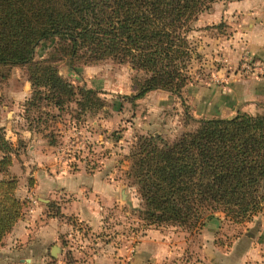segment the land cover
I'll use <instances>...</instances> for the list:
<instances>
[{"label": "trees", "instance_id": "16d2710c", "mask_svg": "<svg viewBox=\"0 0 264 264\" xmlns=\"http://www.w3.org/2000/svg\"><path fill=\"white\" fill-rule=\"evenodd\" d=\"M214 1L0 0V66L6 72L10 66L23 68L30 88L21 104L26 128L55 119L44 106L59 112L73 100L80 113L103 105L100 91L74 86L58 72L60 59L69 67L106 58L128 63L136 73L132 91L122 96L130 102L153 89L181 98L189 63L199 57L188 33ZM51 36L55 43L48 54L33 59L38 41ZM181 103L185 121L195 122L192 128L171 139L159 132L135 135L127 154L126 176L140 198L138 217L192 227L215 210L233 221L255 211L264 214V104L255 113L195 118ZM31 109L35 117H29ZM42 136L47 144L56 143L52 130ZM21 144L17 139L12 146L0 128V240L26 205L15 192L16 175L8 174Z\"/></svg>", "mask_w": 264, "mask_h": 264}, {"label": "rangeland", "instance_id": "374dc122", "mask_svg": "<svg viewBox=\"0 0 264 264\" xmlns=\"http://www.w3.org/2000/svg\"><path fill=\"white\" fill-rule=\"evenodd\" d=\"M225 2L226 0H215L193 22L188 38L199 57L189 63L190 80L181 88V98L166 90L153 89L134 102L128 101L122 95L132 91L131 77L136 71L126 62L106 58L96 63L76 64L73 67L67 66L63 59L56 62L58 72L74 86L83 84L100 91L98 95L103 105L95 111L86 109L80 113L73 100L63 104L59 112L52 106H44L49 113H54L55 119L40 122L38 129L32 130L41 135L43 130H52L56 139L53 145L54 161L65 163L68 171L77 167L90 171L103 169L109 173L108 178L124 190L125 200L119 205L105 207L97 226L76 223L68 216L66 221H70L71 231L79 234V237L74 241L63 240L61 246L67 245L66 251L61 252L59 249L52 256L47 250L43 257H36L27 263H19L16 257H9L7 262L0 261V264H80L93 259L98 253H105L104 249L106 254H114L118 248L122 252H117L114 264H130L132 250H128V247L132 244V235L138 236L145 229L153 227L166 230L177 240H183V248L187 249V264H212L213 258L220 256L224 259L228 252L232 260L239 259V264H264L262 211H255L239 221L225 217L219 210L210 211L192 227L172 223H147L137 215L140 198L135 184L126 176L129 166L127 154L135 135L159 132L166 139H171L182 130L195 125L193 120L185 121L181 100L195 118L230 116L236 110H241L239 105L249 102L244 100L233 107L226 94L229 91H212L214 87L223 88L233 75L245 76L248 70L240 56L243 45L238 46L236 51L232 43L226 44L232 34L230 19H220V27L212 26L218 23L214 21H217L220 4ZM54 43L55 37L52 36L39 40L34 48L33 59L45 57ZM5 70L6 66H0V73L6 72ZM24 80L23 68L10 66L6 75L0 76V91L21 88ZM25 90L30 91V88L25 87ZM2 99L4 98L1 97L0 100ZM43 103L44 101L41 102ZM263 104L264 101H258L250 106L251 111L246 112L260 111ZM11 114L5 117L8 123L0 125V128L9 125L20 134V129L27 124L22 106L15 109L12 120L8 121ZM28 115L35 117L37 112L31 109ZM3 131L9 135L8 131ZM20 150L19 148V152ZM8 174L16 175L10 169ZM112 247L115 249L112 250Z\"/></svg>", "mask_w": 264, "mask_h": 264}, {"label": "crops", "instance_id": "0c3cea01", "mask_svg": "<svg viewBox=\"0 0 264 264\" xmlns=\"http://www.w3.org/2000/svg\"><path fill=\"white\" fill-rule=\"evenodd\" d=\"M218 14L215 23L227 17L232 24V34L226 44L232 43L236 51L238 46H245L252 58V69H248L245 76H231L223 88L214 87L212 91H229L226 94L233 107L244 100L249 101L239 108L251 111V105L264 101V0H226L220 4ZM25 87H29L27 80L21 88L0 91V98H4L0 100V125L8 123L5 117L10 113L8 121L12 120L15 109L18 110L20 103L29 96L30 91ZM2 129L9 132L5 137L12 146H16L17 139L22 143L9 169L17 175L15 192L26 200V206L23 215L0 240V261L7 262L9 257H16L19 263L31 262L36 257H43L47 250L50 253L53 244L64 252L67 245L61 246L63 240L74 241L79 237L71 231L72 225L66 221L68 216L76 223L97 226L105 207L123 202L119 185L110 180L109 173L103 169L90 171L77 167L68 171L65 163L53 160V145L47 144L38 132L25 127L17 134L9 125ZM177 239L158 227L145 229L138 236L132 235V244L128 247L132 250L130 264H187V249L183 248V240ZM67 248L71 249L70 246ZM104 251L80 264H114L117 252H122L120 248L114 254ZM228 255L224 259L213 258L212 264L240 263L239 259L232 260Z\"/></svg>", "mask_w": 264, "mask_h": 264}, {"label": "built area", "instance_id": "2783aa9c", "mask_svg": "<svg viewBox=\"0 0 264 264\" xmlns=\"http://www.w3.org/2000/svg\"><path fill=\"white\" fill-rule=\"evenodd\" d=\"M240 56L243 60V65L248 68L249 70L252 69V58L250 56V53L248 52V50L246 49L245 46H242V50L240 52Z\"/></svg>", "mask_w": 264, "mask_h": 264}, {"label": "water", "instance_id": "95a60500", "mask_svg": "<svg viewBox=\"0 0 264 264\" xmlns=\"http://www.w3.org/2000/svg\"><path fill=\"white\" fill-rule=\"evenodd\" d=\"M120 196L122 198V200L124 201L125 200V193H124V190L121 189L120 190ZM60 248L58 247V245L56 244H53L51 247H50V254L52 256H55L56 255V251H58Z\"/></svg>", "mask_w": 264, "mask_h": 264}]
</instances>
